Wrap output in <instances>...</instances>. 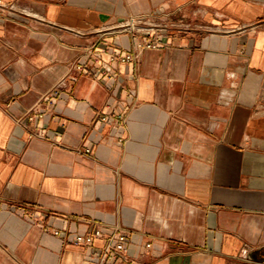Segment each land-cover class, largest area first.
<instances>
[{"label":"crops","instance_id":"0c3cea01","mask_svg":"<svg viewBox=\"0 0 264 264\" xmlns=\"http://www.w3.org/2000/svg\"><path fill=\"white\" fill-rule=\"evenodd\" d=\"M129 16L165 43L73 73ZM91 223L133 264H264V0H0V264H88Z\"/></svg>","mask_w":264,"mask_h":264},{"label":"built area","instance_id":"2783aa9c","mask_svg":"<svg viewBox=\"0 0 264 264\" xmlns=\"http://www.w3.org/2000/svg\"><path fill=\"white\" fill-rule=\"evenodd\" d=\"M174 24V23H172ZM171 23L166 22H151L148 19H139L133 16L120 21L118 28L124 31H129L134 39L133 47L127 51H120L117 48H109L105 50L107 53L106 63L97 65L94 61L99 62L102 54L96 53L93 59L77 60L72 64L73 73L99 75L103 74L106 79L117 80V72H114L109 67V64L115 62H129L130 60H136L139 58L141 52L145 48L157 47L165 43V35L170 27ZM76 74L68 75V77L59 80L57 87L50 90L45 94L44 100L35 105V109L40 115L44 114L45 105L52 106L56 103L59 97V87L66 84L68 78H75ZM114 116V114H112ZM115 116L123 117L122 113H116ZM112 116L109 113H103L101 119L109 120ZM90 147L86 150L89 151ZM59 233V230H55ZM103 239V245L96 255L92 257L88 264H133V259L128 258V244L129 234L124 230H116L109 235L104 234L103 228L96 224L91 223V226L87 232H77L70 235V239L75 244H91L96 239ZM152 243L148 241L145 244V248L151 247Z\"/></svg>","mask_w":264,"mask_h":264}]
</instances>
